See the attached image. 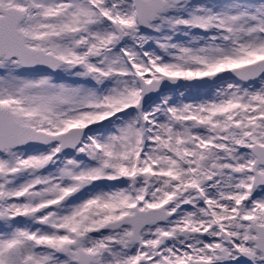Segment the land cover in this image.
I'll return each mask as SVG.
<instances>
[{"label":"snow or ice","instance_id":"snow-or-ice-1","mask_svg":"<svg viewBox=\"0 0 264 264\" xmlns=\"http://www.w3.org/2000/svg\"><path fill=\"white\" fill-rule=\"evenodd\" d=\"M0 264H264V0H0Z\"/></svg>","mask_w":264,"mask_h":264}]
</instances>
